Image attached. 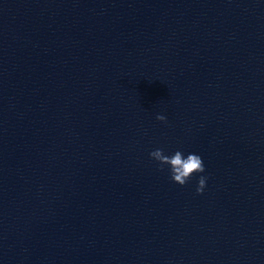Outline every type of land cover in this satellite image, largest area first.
<instances>
[{
	"label": "water",
	"instance_id": "water-1",
	"mask_svg": "<svg viewBox=\"0 0 264 264\" xmlns=\"http://www.w3.org/2000/svg\"><path fill=\"white\" fill-rule=\"evenodd\" d=\"M0 264H264V0H0Z\"/></svg>",
	"mask_w": 264,
	"mask_h": 264
},
{
	"label": "clouds",
	"instance_id": "clouds-1",
	"mask_svg": "<svg viewBox=\"0 0 264 264\" xmlns=\"http://www.w3.org/2000/svg\"><path fill=\"white\" fill-rule=\"evenodd\" d=\"M156 119L166 121V117L160 114L157 115ZM149 155L153 160L158 162L161 170H163L164 166H168L171 180L180 186H184L193 174L203 173L205 171L202 157L195 153H189L185 157L181 151L177 150L172 155H167L162 148H157L151 151ZM206 179L205 176L199 177L196 188L197 194L203 193Z\"/></svg>",
	"mask_w": 264,
	"mask_h": 264
}]
</instances>
